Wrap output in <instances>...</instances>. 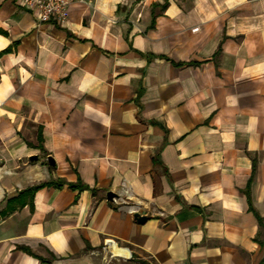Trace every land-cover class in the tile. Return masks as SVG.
Wrapping results in <instances>:
<instances>
[{"label": "crops", "instance_id": "obj_1", "mask_svg": "<svg viewBox=\"0 0 264 264\" xmlns=\"http://www.w3.org/2000/svg\"><path fill=\"white\" fill-rule=\"evenodd\" d=\"M69 1L0 0V264H264V0Z\"/></svg>", "mask_w": 264, "mask_h": 264}, {"label": "built area", "instance_id": "obj_2", "mask_svg": "<svg viewBox=\"0 0 264 264\" xmlns=\"http://www.w3.org/2000/svg\"><path fill=\"white\" fill-rule=\"evenodd\" d=\"M22 5L37 11L39 23L65 24L69 19V0H22Z\"/></svg>", "mask_w": 264, "mask_h": 264}, {"label": "trees", "instance_id": "obj_3", "mask_svg": "<svg viewBox=\"0 0 264 264\" xmlns=\"http://www.w3.org/2000/svg\"><path fill=\"white\" fill-rule=\"evenodd\" d=\"M2 54V52H0V55ZM50 182H45V183H41L39 185H35L32 187H29L27 189L22 190L17 197H13L11 199H9L8 201V205L6 207V209H3L2 211H0V216H4L6 214H8V212L12 211L15 208L14 202H18L20 206H23L25 204V199L28 196H32L33 193L41 186H44L46 184H49ZM129 256V253H125ZM144 263H148L147 261H142Z\"/></svg>", "mask_w": 264, "mask_h": 264}, {"label": "rangeland", "instance_id": "obj_4", "mask_svg": "<svg viewBox=\"0 0 264 264\" xmlns=\"http://www.w3.org/2000/svg\"><path fill=\"white\" fill-rule=\"evenodd\" d=\"M261 239L263 240V243H264V225H262ZM142 261L144 260H142L141 258H138L137 256H133L132 258H129V259L115 257V258H112L111 264H152L148 260H145L148 263H144Z\"/></svg>", "mask_w": 264, "mask_h": 264}, {"label": "water", "instance_id": "obj_5", "mask_svg": "<svg viewBox=\"0 0 264 264\" xmlns=\"http://www.w3.org/2000/svg\"><path fill=\"white\" fill-rule=\"evenodd\" d=\"M37 158H38V157H37L36 155H33V156L31 157V159H37ZM48 163H49L50 165H54L55 161H54L53 157H51V156L48 157ZM116 198H117V194H116L115 192H113V191H108V192H107V199H108L109 201H113V202H115V201H116ZM134 216H135V218H136L139 222H143V221H145V220L147 219V216H146V215H142V214H140L139 212H136Z\"/></svg>", "mask_w": 264, "mask_h": 264}]
</instances>
